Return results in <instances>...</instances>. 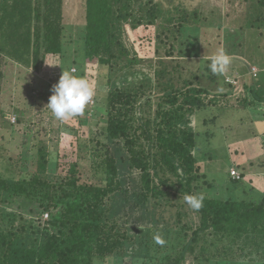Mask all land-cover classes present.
<instances>
[{
	"label": "trees",
	"instance_id": "1",
	"mask_svg": "<svg viewBox=\"0 0 264 264\" xmlns=\"http://www.w3.org/2000/svg\"><path fill=\"white\" fill-rule=\"evenodd\" d=\"M120 1L85 0L86 24L80 41L83 55L73 60L63 49V0H0V55L7 64L35 70L47 55H59L60 63L73 61L80 69L86 60H98L99 75L109 88L101 94L95 108L96 113H102L106 139L115 146L113 155L99 160L94 157L92 167L99 173L100 181L80 182L77 161L66 162L65 176L55 173V169L53 178L42 180L52 154L44 146L35 148L36 169L31 180H0V264H91L93 258L102 261L120 256L125 241L133 239L127 234L126 225L132 222L129 215L135 209L141 214V224L154 225L150 231L166 241V254L154 258L157 264H179L185 252L191 253L199 264H237L234 262L242 257L264 264V197L222 199L204 192L203 207L195 210L199 216L195 227L181 225V210L175 215L157 214L158 205L170 204L169 192L155 185L157 176L161 182L176 183L170 187L176 185L186 195H193V188L213 190L231 178L226 175L224 183L219 182L217 174L207 178L201 163H196V137L187 126V115L203 107L196 95L201 92L198 88L182 92L174 88L172 80L168 81L169 88L156 84L164 94L159 96L154 111L147 98L140 108L150 117L143 114L138 120L136 103L151 91L152 85L129 90L112 83L115 61L127 60L129 55L119 47L122 45L116 35L121 20L128 17L126 2L115 8ZM115 47H119L118 52ZM138 64L133 56L125 67ZM43 94L46 98L47 94ZM6 116L0 106V129ZM78 117L84 124L88 122L86 115ZM215 120L204 123L213 127L217 125ZM1 152L0 145V157ZM201 157L203 153L198 156ZM132 170L140 173V183L138 189L130 190L125 176ZM15 198L21 201V207L49 211L44 224L6 210L7 203L13 204ZM160 223L163 228H158Z\"/></svg>",
	"mask_w": 264,
	"mask_h": 264
},
{
	"label": "rangeland",
	"instance_id": "2",
	"mask_svg": "<svg viewBox=\"0 0 264 264\" xmlns=\"http://www.w3.org/2000/svg\"><path fill=\"white\" fill-rule=\"evenodd\" d=\"M123 2L128 4V17L121 20L116 35L122 45L119 47L129 55L127 60L115 61L116 74L111 78L112 83L129 90L152 85L151 91L146 88L149 92L136 103L138 120L143 114L150 117L147 112L143 113L144 108L140 105L149 98L154 111L159 96L164 94L163 89L155 87L156 84L169 88L168 81L172 80L174 88L182 92L191 87L198 88L201 92L196 95L203 107L193 115H187L190 119L187 126L196 137V163H201L207 178L217 174L222 183V179L229 174L231 180L213 190L193 188L192 193L205 192L212 197L219 195L222 199L262 200L264 0H121L115 8H121ZM62 24L63 49L73 60L81 57L83 48L80 41L86 24L85 0H63ZM119 47H115L116 52ZM220 48L232 56V63L224 75L217 76L211 73L209 64L212 55ZM133 56L140 64L133 68L125 67ZM39 62L34 70L15 63L7 64L0 55V106L7 114L0 129V180H31L29 177L36 169L35 148L44 146L47 153L52 154L48 156L49 166L42 180L53 178L55 169V173L65 176L66 162L77 161L80 182L100 181L99 173L92 167L94 157L99 160L113 155L115 146L106 139L100 117L102 113H96L95 108L101 94L109 88L99 75L101 67L98 60H86L80 69L73 61L60 63L59 55H47ZM69 68L78 75L86 76L96 89V95L83 114L89 118L85 124L79 117L66 122L57 120L46 106L53 85L58 83L63 70ZM158 71L162 74L158 75ZM43 93L47 94L46 98ZM93 102L94 105H91ZM145 109L147 111V107ZM213 118H216L217 125H205V120ZM107 151L109 154H106ZM202 153L203 157L198 158ZM222 169L226 171L222 172ZM232 169L236 171L234 177L238 179L240 174V179L235 180L230 175ZM139 174L137 170H132L125 176L130 190L139 188ZM159 175L162 176V173ZM154 182L160 190L170 194V204L158 205L157 214L175 215L181 210V225L195 227L199 216L185 202L186 194L179 192L176 185L170 187V184L176 183L161 182L159 176ZM13 200H16L13 204L8 202L4 205L6 210L16 211L24 218L37 221L36 224H44L49 211L32 210L25 205L21 207L20 200ZM140 215L136 209L129 215L132 222L126 225V231L133 239L125 241L124 252L102 261L93 258L91 264H157L154 258L166 254V247L155 243L156 232L150 231L155 226L141 224ZM158 228H163L161 223ZM239 262L261 264L249 261L247 257L234 263ZM214 263L211 261L209 264ZM179 264L199 263L191 253L185 252Z\"/></svg>",
	"mask_w": 264,
	"mask_h": 264
},
{
	"label": "clouds",
	"instance_id": "3",
	"mask_svg": "<svg viewBox=\"0 0 264 264\" xmlns=\"http://www.w3.org/2000/svg\"><path fill=\"white\" fill-rule=\"evenodd\" d=\"M231 63L232 56L225 49L220 48L212 55L209 68L213 75L220 76L228 71ZM95 95V86L86 76L78 75L72 69L63 70L58 83L52 87V95L46 106L55 119L66 122L74 117L82 116ZM204 199L203 193L184 197L185 202L195 210L203 207ZM154 240L161 246L166 243L158 234L154 236Z\"/></svg>",
	"mask_w": 264,
	"mask_h": 264
},
{
	"label": "built area",
	"instance_id": "4",
	"mask_svg": "<svg viewBox=\"0 0 264 264\" xmlns=\"http://www.w3.org/2000/svg\"><path fill=\"white\" fill-rule=\"evenodd\" d=\"M231 175L234 177L236 175V171L234 169L231 170ZM239 176V175H238ZM235 178V177H234Z\"/></svg>",
	"mask_w": 264,
	"mask_h": 264
}]
</instances>
